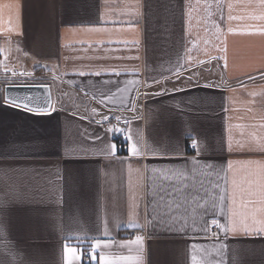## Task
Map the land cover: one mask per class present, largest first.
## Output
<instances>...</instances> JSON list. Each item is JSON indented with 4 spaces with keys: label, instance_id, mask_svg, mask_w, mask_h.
<instances>
[{
    "label": "crops",
    "instance_id": "1",
    "mask_svg": "<svg viewBox=\"0 0 264 264\" xmlns=\"http://www.w3.org/2000/svg\"><path fill=\"white\" fill-rule=\"evenodd\" d=\"M8 84L0 264H264V0H0Z\"/></svg>",
    "mask_w": 264,
    "mask_h": 264
},
{
    "label": "snow or ice",
    "instance_id": "2",
    "mask_svg": "<svg viewBox=\"0 0 264 264\" xmlns=\"http://www.w3.org/2000/svg\"><path fill=\"white\" fill-rule=\"evenodd\" d=\"M81 75H84V73H81ZM4 99H5V103L8 106L15 107V108L21 109V110H25V111L34 113L36 115H50L51 114L50 110L55 111L50 100L47 101L44 105H40L39 103H31L29 101V98L18 99V98H12L9 96H5ZM104 119H107V117H105ZM119 119L120 118L117 117L118 122H119ZM109 131H122V129H109ZM195 143L196 142L193 141L194 146H195ZM115 150H116L115 145H112L113 154H115ZM129 151L133 154L137 153V149L135 146H130ZM260 195L262 197H264V191H261ZM211 223L213 225H217L219 227L217 220L213 219L211 221ZM225 230H227V229H225ZM262 230H264V228L257 229V231H262ZM245 231H248L247 227H245ZM136 239H137V241H139L141 238L137 237ZM98 246H99V242L93 244L91 251L95 252V250ZM64 254H65V264H71L72 260L78 261L80 259L81 255L84 254V252L82 249L78 250L77 248L70 247L68 244H65ZM69 254H71V259H69ZM100 259H101V264H104L105 258L101 257Z\"/></svg>",
    "mask_w": 264,
    "mask_h": 264
},
{
    "label": "water",
    "instance_id": "3",
    "mask_svg": "<svg viewBox=\"0 0 264 264\" xmlns=\"http://www.w3.org/2000/svg\"><path fill=\"white\" fill-rule=\"evenodd\" d=\"M3 95L12 98H29L31 103L44 105L47 101H52L51 90L47 84L15 85L8 84L3 89Z\"/></svg>",
    "mask_w": 264,
    "mask_h": 264
},
{
    "label": "built area",
    "instance_id": "4",
    "mask_svg": "<svg viewBox=\"0 0 264 264\" xmlns=\"http://www.w3.org/2000/svg\"><path fill=\"white\" fill-rule=\"evenodd\" d=\"M0 92H3V86L2 85H0ZM124 140V139H123ZM210 233L212 234V235H216L217 234V228L215 227V226H212L211 228H210Z\"/></svg>",
    "mask_w": 264,
    "mask_h": 264
},
{
    "label": "trees",
    "instance_id": "5",
    "mask_svg": "<svg viewBox=\"0 0 264 264\" xmlns=\"http://www.w3.org/2000/svg\"><path fill=\"white\" fill-rule=\"evenodd\" d=\"M116 140H117V138H116Z\"/></svg>",
    "mask_w": 264,
    "mask_h": 264
}]
</instances>
